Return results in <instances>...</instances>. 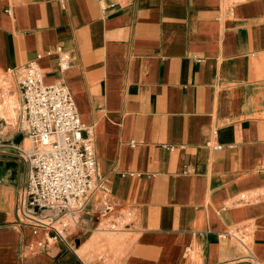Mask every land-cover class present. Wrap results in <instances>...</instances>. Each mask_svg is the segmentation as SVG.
I'll use <instances>...</instances> for the list:
<instances>
[{"label": "crops", "instance_id": "crops-1", "mask_svg": "<svg viewBox=\"0 0 264 264\" xmlns=\"http://www.w3.org/2000/svg\"><path fill=\"white\" fill-rule=\"evenodd\" d=\"M38 55L93 127L107 188L49 243L20 214L29 141L4 75ZM0 89V264H106L111 246L79 254L94 207L133 214L117 264H264V0H0Z\"/></svg>", "mask_w": 264, "mask_h": 264}, {"label": "built area", "instance_id": "built-area-1", "mask_svg": "<svg viewBox=\"0 0 264 264\" xmlns=\"http://www.w3.org/2000/svg\"><path fill=\"white\" fill-rule=\"evenodd\" d=\"M40 57L16 70L8 68L4 75L16 71L21 96L17 125L29 141L27 147L14 146L29 167L20 214L34 227V235L39 228L51 230L53 234L45 236L49 243L64 239L70 225L77 223V213L88 198L95 192H107V188L97 171L93 127L81 123L72 94L63 81L43 83L37 63ZM67 66L63 55L59 69L63 71ZM3 89L6 94L7 86ZM249 199L247 194L240 196V200ZM45 219L50 222L45 223ZM247 232L240 230L231 237L247 246Z\"/></svg>", "mask_w": 264, "mask_h": 264}, {"label": "rangeland", "instance_id": "rangeland-1", "mask_svg": "<svg viewBox=\"0 0 264 264\" xmlns=\"http://www.w3.org/2000/svg\"><path fill=\"white\" fill-rule=\"evenodd\" d=\"M103 202L104 201L99 203L97 207L101 208L103 206ZM108 211L109 207L103 211V214H101V210L94 207L91 212L93 220L97 222V224L95 223L91 229L94 230L98 225L99 227L94 230V233L91 235L89 240L81 246L84 247V251H80L79 254L82 256L81 258L84 261H89L96 256H102V254L106 251V248L109 246L112 247V257L105 260L106 264H117L115 263V259L123 253L122 249L125 247V241L128 238L127 230L132 229L134 219L133 214L123 211L121 213L109 212L110 214H108ZM45 222L49 223L50 220L46 219ZM55 226L58 228V224Z\"/></svg>", "mask_w": 264, "mask_h": 264}, {"label": "bare ground", "instance_id": "bare-ground-1", "mask_svg": "<svg viewBox=\"0 0 264 264\" xmlns=\"http://www.w3.org/2000/svg\"><path fill=\"white\" fill-rule=\"evenodd\" d=\"M2 75V74H1ZM6 81V80H5ZM10 84V83H9ZM12 85V84H11ZM1 90V89H0ZM10 93V92H9ZM3 94V93H2ZM11 95V94H10ZM29 145V144H28ZM46 220V219H45ZM46 223V222H45Z\"/></svg>", "mask_w": 264, "mask_h": 264}]
</instances>
